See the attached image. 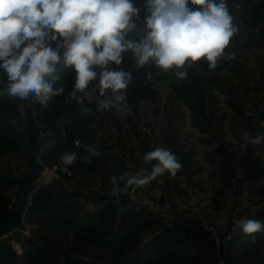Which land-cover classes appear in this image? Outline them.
I'll return each mask as SVG.
<instances>
[{"label": "rangeland", "instance_id": "obj_1", "mask_svg": "<svg viewBox=\"0 0 264 264\" xmlns=\"http://www.w3.org/2000/svg\"><path fill=\"white\" fill-rule=\"evenodd\" d=\"M228 4L239 27L226 49V53L235 54L234 59L222 58L215 70H210L204 60L186 65L188 78L194 79L192 91L184 85L188 78L177 80L173 74L175 69L165 73L152 63L138 68L133 55L125 54L119 67L132 73L127 95L135 103L134 111L139 115L111 112V116L115 114L118 118H110L115 123L114 129L124 124L120 134L115 133L114 141H109L113 138L109 133H99L92 118L85 114L84 108L89 110L93 104L88 97L81 94L78 100L65 103L73 89L75 75L70 69L65 71L62 65L57 74L61 76L65 92L53 98L47 107L33 98L27 105L0 96V227L15 230V241L4 238L5 246L0 240V252L14 251L15 256L0 257V264H264V232L248 236L240 231L225 241L208 230L209 226H219L225 231L233 204L225 219L217 205L210 211L204 209L203 222L194 217L195 213L184 210L188 204V189L202 177V164L194 157L197 148L192 140L195 137L208 142L219 141L223 148L218 153L225 158L218 163L215 160L214 165H210L211 175H204V179L213 178V175L219 179L220 184L213 183L220 204L226 202L227 195L232 196L233 203L236 198L225 190L227 170L234 172L238 166L246 168L244 161L250 159L251 152L256 153L253 154L255 160L264 165V143L250 144L247 150L243 140V133L251 134L250 127L257 119L255 134L251 135L264 134V117H254L251 113L255 103L264 102V0H228ZM236 4L240 7L236 8ZM5 79L0 75V88ZM94 85L95 82L89 86L90 93ZM95 90L92 93L98 96ZM82 97L83 103L80 102ZM147 127L156 132L154 145H148L143 132ZM82 142L91 149L98 147L99 155L92 158L90 167L98 172L100 162L96 158L113 156L109 163L121 160L116 152L123 149H114V146L138 149L142 142L151 151L166 144V148L177 155L182 171L175 177L167 175L165 188L156 186L158 182L143 188L152 190L153 196L157 194L161 202L166 201L171 206L172 227L170 222L166 227L158 218H148L146 210L149 208L81 209L75 208L68 196H59L57 201L65 202L66 206L60 209L56 200L53 204L57 194L52 191L45 193L39 206L38 203L32 206L31 198L24 215L22 211L20 214L14 211L24 195L12 211L8 210L7 188L12 165L26 162L34 168L35 163L39 168L37 173L41 167L61 165L59 157L63 152H73L71 146L81 148ZM204 152L210 157L214 150ZM129 157L136 164L141 160L136 153H129ZM71 166L68 167L73 176ZM260 173L262 171H254V188ZM71 177L61 174L60 181L49 186L74 191L77 187ZM254 188L243 195L244 214L264 211L263 208L249 210L247 200ZM157 213L162 215L161 211ZM253 236L254 243L250 242Z\"/></svg>", "mask_w": 264, "mask_h": 264}, {"label": "clouds", "instance_id": "obj_2", "mask_svg": "<svg viewBox=\"0 0 264 264\" xmlns=\"http://www.w3.org/2000/svg\"><path fill=\"white\" fill-rule=\"evenodd\" d=\"M234 19L228 0H0V75L6 78L0 96L33 98L47 107L65 92L57 74L62 65L75 75L65 103L82 94L98 113L130 112L127 92L133 77L119 67L126 53L138 68L152 63L165 73L175 69L177 80H186V65L204 60L215 70L222 58L234 59V53H226L239 31ZM93 82L100 99L89 91ZM243 140L258 145L264 134L246 131ZM98 155L92 148L83 160L90 163ZM77 158L76 152L65 151L59 163L67 171ZM143 160L151 167L110 178L112 196L182 171L177 155L165 147L144 153ZM233 223L248 236L264 232V221L234 217Z\"/></svg>", "mask_w": 264, "mask_h": 264}, {"label": "crops", "instance_id": "obj_3", "mask_svg": "<svg viewBox=\"0 0 264 264\" xmlns=\"http://www.w3.org/2000/svg\"><path fill=\"white\" fill-rule=\"evenodd\" d=\"M92 91L95 93L96 92L95 88L91 90V95L95 99H100V96L95 95L94 93H92ZM93 106H94V103L90 106L89 110L83 107L85 114H88L87 116L92 118L93 126L96 127V130L99 133L100 132L101 134L109 133L108 135L113 137L109 139V141H114V138L117 137L115 133L120 134V131L123 129L122 127L124 124L121 123V125H116L118 127L115 126V129H114L113 126L115 123L112 122L110 118L113 116L117 120L118 119L117 115L113 114L111 116V112H105L103 114L98 113L95 110L96 108H93ZM254 128L255 127H253V125L250 127V131L252 135L255 134ZM105 139L108 140V138H105ZM192 142H194L197 148V152L194 157L197 158L198 161H200L202 164V177H199L201 179H197V181L193 183L192 189H188L187 191L188 204L185 205L186 209L184 210L195 213L196 216L194 217L196 218L198 217L197 219L198 220L200 219V221L203 222L204 216L202 214V211H204V209H209L208 211H210L211 209H215V206L217 205L218 211L220 210L221 212H223L222 217L223 219H225L233 204L232 196L227 195L226 202H223V204H220L219 201H217L219 197L216 192V185L213 183V182H217V184L218 183L220 184L219 179L217 180L215 175H213V178H210L209 176L204 179V175H206V173L207 175H211L209 174L211 173L210 165H214L215 160L218 163L220 160L225 158L221 154V152L218 153L219 150L222 151L223 148L220 147L219 141L218 142H208V141L202 140L201 137H195L192 140ZM82 144H83L82 145L83 147L81 146V148L79 147L75 148L73 146L70 147L72 148L73 152H76L78 154L77 160L74 162L73 166H71L73 169V176L71 177V182L73 181V183L76 185L77 188L74 189V191H69V190L67 191V190H64L63 188L61 189V187L59 186H49V187L42 188L41 191L37 190L39 191V194H37L38 206L40 205L42 198L43 200L45 199L44 198L45 193L52 191L54 194L58 195V196L56 195L55 197H53V200H52L53 204L55 205V200H56L57 206L61 207L60 209L65 208L66 206H65V202L57 201L59 196L61 197L68 196V198L72 201V204L75 205V208L79 207L81 209H117V211L119 209L121 211H126L128 209H139V208L134 207L133 205H130L123 195L117 198L110 194L111 188H112V185L110 183V178L112 176H120L124 172H135L141 167H148V168L151 167V165L145 164L143 160L144 153L148 152V150L146 149L147 147L144 146V143L141 142L140 144H138L137 146L139 147L138 149H132L133 147L128 149V148H125L123 145L114 146L112 142L114 146L112 148L114 149L122 148L123 149L120 152H116V154H118V156L121 157V160H117L115 163H109V159L111 161V159H113V156L108 159L107 157H105L106 160L105 158H101V157L96 158V160L100 162L99 172L97 170H94V169L92 170L90 168L92 166V160L90 163L84 162L83 158L89 155V150L91 148L85 146L84 142H82ZM249 145L250 144H247V150H248ZM162 147L166 148V144L163 145ZM93 148H95V150L98 149L97 146ZM206 149L214 150V152L210 154V157L208 156V153L206 154L204 152V150ZM129 153L130 155H133L134 153H136L137 156L141 158V160L137 161L138 164H136V162H134L129 157ZM233 153H235V150ZM253 154H256V153L251 152L250 155L248 154L250 159H247V161H244V163L248 168L253 169L256 172L262 171V173L256 176L255 188L247 200V203H249L250 211L255 210V209L258 210L259 208L264 209V171L262 170L264 169L263 168L264 165H260L259 163H262V162L256 161L255 160L256 158L254 157ZM152 163H155V161H153ZM108 174L110 176H107ZM213 174H214V171H213ZM166 178H167V175H164L163 177H158L156 180L152 181L147 186H152L154 184L156 185L158 182L156 186L159 185L161 189H162V186L163 188H165ZM16 210L17 209H14V211ZM26 210L28 209L22 210L23 215L25 214ZM177 210L178 209H176L175 211L176 213H177ZM146 212L148 213V218H151V217H154L155 219L158 218V220L166 224V227L167 225H169V222L172 223V219L169 220V217L165 211H161L162 215H159L157 213L158 210L154 208H149V210H146ZM5 228H7V226L0 227V240L2 239L4 241V238L9 237L11 239H14L15 241V238H14L15 232H13L15 230H12V229L5 230ZM10 256L12 257L15 256L14 251H10L9 254H6L2 251L0 252V257L8 258Z\"/></svg>", "mask_w": 264, "mask_h": 264}, {"label": "built area", "instance_id": "obj_4", "mask_svg": "<svg viewBox=\"0 0 264 264\" xmlns=\"http://www.w3.org/2000/svg\"><path fill=\"white\" fill-rule=\"evenodd\" d=\"M14 101L20 102L19 100ZM21 102L30 105L29 100ZM80 102L83 103V97ZM128 103L131 109L130 112H132L134 115H139L137 111H134L135 103L129 98ZM251 113L254 117H264V102L255 103L252 106ZM143 132L147 137L146 139H148V145H151V143L154 145L156 142V132L154 131V129L151 127H147L145 131L143 130ZM61 174H65L66 176L71 177L72 171L69 169V167L68 170L65 171L64 166L59 164H53L49 167H41L40 171L37 173L36 170L26 162L16 163L12 165L10 167L11 180L7 188V206L9 208L8 210L12 211L14 209V207L18 204L20 199H22L26 191L29 192L27 202L25 203V208L27 209L31 204V194L39 188L47 187L55 182L57 183L61 179ZM254 181L255 177L253 169L238 166V168H236L234 172L227 170L224 186L227 192H231L232 194L236 195L235 202L233 203L234 209L232 207L228 218L227 228L225 229V231H223L222 227L219 226L208 227V230L211 232L212 235H214L215 237L222 236L223 240L225 241L235 237L241 230L234 225V217L236 219L245 218L264 221V211L259 214L248 215L244 214L245 209H242V204L244 200L243 195L249 193L254 188ZM60 183L62 185L64 184V182L62 183V181ZM153 195L154 194L152 190L147 191L146 189L141 187L137 189L134 193L124 194L123 196L126 198L130 205H133L136 208H154L158 211H165L169 217V220H171L173 215L171 206H169L166 201L161 202L157 194L155 196ZM171 227L172 223H170V228ZM219 264H221V262H219Z\"/></svg>", "mask_w": 264, "mask_h": 264}, {"label": "trees", "instance_id": "obj_5", "mask_svg": "<svg viewBox=\"0 0 264 264\" xmlns=\"http://www.w3.org/2000/svg\"><path fill=\"white\" fill-rule=\"evenodd\" d=\"M192 78H193V77L188 78L187 83L184 84V85L186 86V88H190L191 91H192L191 83L194 81V79H192ZM261 117H262V116H260V118H261ZM258 122H259V119L253 121V124H252L253 127H255V125L258 124ZM34 166L36 167V168L34 167V169L36 170V169L38 168V164H35V163H34ZM38 169H39V168H38ZM38 193H39V191H35V192H33V193L31 194V198H32V201H33L32 206H33L34 204L37 205V194H38ZM28 195H29V192L26 191V192L24 193L23 201H22L21 204H19V206L17 207V211H16L15 213L20 214L21 211L24 209L25 201H26V199L28 198ZM15 213H14V214H15ZM16 224H19V223H16ZM2 244H3V245H6L5 241L2 240Z\"/></svg>", "mask_w": 264, "mask_h": 264}]
</instances>
